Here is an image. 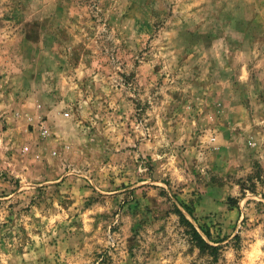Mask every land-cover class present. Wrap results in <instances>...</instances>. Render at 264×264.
I'll return each instance as SVG.
<instances>
[{
  "label": "rangeland",
  "instance_id": "374dc122",
  "mask_svg": "<svg viewBox=\"0 0 264 264\" xmlns=\"http://www.w3.org/2000/svg\"><path fill=\"white\" fill-rule=\"evenodd\" d=\"M1 141L0 264H264V0H0Z\"/></svg>",
  "mask_w": 264,
  "mask_h": 264
},
{
  "label": "built area",
  "instance_id": "2783aa9c",
  "mask_svg": "<svg viewBox=\"0 0 264 264\" xmlns=\"http://www.w3.org/2000/svg\"><path fill=\"white\" fill-rule=\"evenodd\" d=\"M65 116H70V112H65L64 113ZM52 130H50V126L49 124L45 121L44 123H42V125L40 126V136L42 138H46V137H50L52 132ZM68 145H65L64 148H68ZM56 152V151H54Z\"/></svg>",
  "mask_w": 264,
  "mask_h": 264
},
{
  "label": "trees",
  "instance_id": "16d2710c",
  "mask_svg": "<svg viewBox=\"0 0 264 264\" xmlns=\"http://www.w3.org/2000/svg\"><path fill=\"white\" fill-rule=\"evenodd\" d=\"M196 234L198 235V243L201 246H209V244L207 243V241L196 231ZM208 234V233H207ZM213 247V246H212Z\"/></svg>",
  "mask_w": 264,
  "mask_h": 264
},
{
  "label": "crops",
  "instance_id": "0c3cea01",
  "mask_svg": "<svg viewBox=\"0 0 264 264\" xmlns=\"http://www.w3.org/2000/svg\"><path fill=\"white\" fill-rule=\"evenodd\" d=\"M39 128H40V127H39ZM38 130H39V129H38ZM51 135H52V134H51ZM62 146H63V144H62ZM5 147H7V146H6V142H5V141H4V142L1 141V142H0V152H8V151L4 150ZM54 151L58 152V150H56V149L53 150L52 152H54Z\"/></svg>",
  "mask_w": 264,
  "mask_h": 264
}]
</instances>
